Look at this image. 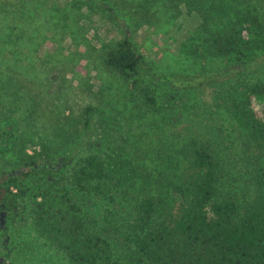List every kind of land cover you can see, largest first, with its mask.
Segmentation results:
<instances>
[{"label": "trees", "instance_id": "1", "mask_svg": "<svg viewBox=\"0 0 264 264\" xmlns=\"http://www.w3.org/2000/svg\"><path fill=\"white\" fill-rule=\"evenodd\" d=\"M157 1L166 8L184 6L203 20L194 59L176 73L157 71L139 50L130 21L141 17V0H84L80 10L91 6V13L95 8L110 17L118 39L101 49L100 61L145 107L144 114L156 120L158 138L165 139L170 126L181 120L177 132L172 131L174 152L167 155L172 146L159 148L157 143L155 152L141 158L140 164L132 152L120 150L127 141V128L119 125L117 130L108 123L102 116L106 105L100 103L80 112L77 127L86 139L96 137L99 126L105 128L100 145L94 142V146L118 149L121 154L114 167L90 150L66 177L59 176L60 158L36 149L28 152L35 140L24 131L19 138L13 136L17 125H29L24 118H33L35 109L30 106L18 119L4 117L2 134L12 133V140L17 139L10 142L13 169L0 173V218L29 208L35 233L62 252L68 264H264V81L248 77L264 66V13L238 0H146L148 5ZM24 6L25 0H0L2 57L12 59V47L23 46L21 40L33 48L32 59L43 54L42 45L33 43L19 23L7 17ZM216 19L211 28L209 23ZM216 62L227 64L216 69ZM202 89L212 90L214 113H228L222 125L202 124L203 102L191 95ZM38 101L35 108L49 114L47 104ZM33 119L35 125L46 123ZM171 119L176 123L169 125ZM231 121L247 153L242 171L248 189L242 197L227 190L231 175L223 135ZM141 165L146 170L141 171ZM113 187L127 197L129 207L124 223L117 220L114 225L122 239L120 252L96 230L75 195L113 202Z\"/></svg>", "mask_w": 264, "mask_h": 264}, {"label": "rangeland", "instance_id": "2", "mask_svg": "<svg viewBox=\"0 0 264 264\" xmlns=\"http://www.w3.org/2000/svg\"><path fill=\"white\" fill-rule=\"evenodd\" d=\"M83 1L62 0L49 4L47 0H25L23 9L7 16L19 23V28L25 30V35L31 37L33 43L42 45L40 49L43 54L38 55V59H32L30 51L33 48H27L24 40H21L23 46L12 47V59L0 55V173L13 169L10 142L19 138L21 131L35 140L34 148L28 149V152L36 149L60 158L62 164L57 167L59 176L66 177L76 161L90 150L98 152L113 168L116 155L121 154L118 149L111 145L94 146V142L100 145V134L105 128L99 126L96 137L86 139L77 127L80 112L86 106L99 107L100 103L106 105L102 116L108 123L116 126L117 130L119 125L127 128V141L120 150L132 152L140 164L141 158L148 159L155 152L157 143L159 148L167 144L172 146L167 155L176 148L172 131L177 132L181 120L179 125H172L176 123L175 119L169 120L168 124L172 125L170 132L166 133L165 139L163 135L158 138L156 120L144 114L145 107H141V103L131 97V91L100 61L101 49L118 39L117 29L109 23L111 19L107 13L96 11L95 8L91 13V6L86 11L80 10ZM238 1L264 13V0ZM141 4H144L141 6V17L132 18L130 26L136 31L135 39L146 61L163 74L185 69L194 59L193 46L198 42L203 20L200 21L196 12L184 6L166 8L158 1L148 5L146 0H141ZM2 11L7 14L6 10ZM217 22L216 19L209 25L215 28ZM26 24L28 28H25ZM53 45H56L55 50ZM226 64L216 62L213 66L222 69ZM248 77L264 81V66ZM173 90L177 94V89ZM212 94L210 89L191 94L200 97L203 102L200 120L203 119L202 124L207 127H212L214 123L220 126L228 117L226 112L219 114L210 109ZM37 101L39 105L47 104L45 110L49 114L45 115L41 109L35 108ZM30 106L32 110L35 109L33 118H43L46 123L35 125L32 123L33 118L26 117L24 119L29 120V125H17V134L13 132L17 138L12 140V133L4 136V117L18 119L24 116L23 113L27 115ZM175 116L173 113L172 117ZM226 127L228 130L223 137L227 139L231 175V185L227 190L237 191L242 197L248 189L242 171V160L247 153L232 121ZM86 140L93 142V147ZM142 170H146L143 165ZM75 195L84 205L85 213L96 230L111 240L116 252L123 250L118 242L122 240L121 235L115 231L114 225L117 220L124 223L127 218V197L115 188L112 191L113 202L77 192ZM120 229L124 232L125 225ZM0 257L5 260V264H68L62 252L35 233L29 208L0 218Z\"/></svg>", "mask_w": 264, "mask_h": 264}, {"label": "water", "instance_id": "3", "mask_svg": "<svg viewBox=\"0 0 264 264\" xmlns=\"http://www.w3.org/2000/svg\"><path fill=\"white\" fill-rule=\"evenodd\" d=\"M0 264H5V260L2 257H0Z\"/></svg>", "mask_w": 264, "mask_h": 264}]
</instances>
